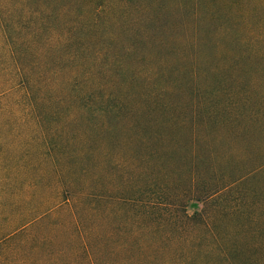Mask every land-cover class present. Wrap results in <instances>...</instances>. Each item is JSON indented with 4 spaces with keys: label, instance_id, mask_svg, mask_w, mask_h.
<instances>
[{
    "label": "rangeland",
    "instance_id": "374dc122",
    "mask_svg": "<svg viewBox=\"0 0 264 264\" xmlns=\"http://www.w3.org/2000/svg\"><path fill=\"white\" fill-rule=\"evenodd\" d=\"M232 1L53 0L49 5L77 15L98 10L93 40L110 42L106 61L123 83L135 73L152 74L151 82L138 78L136 88L126 89L140 116L133 131L144 140L134 138L125 152L111 154L114 163L124 164L119 171L94 172L96 184L113 185L116 198L109 213L111 242L90 237L95 264H131V257L141 264H194L191 259L204 255L210 243L205 239L210 228L220 237L233 230L224 222L238 221L242 201L247 209L264 205V5L245 0L237 8ZM107 145L121 146L111 139ZM134 169L141 175L130 180ZM110 174L115 180L108 184ZM88 205L81 202L78 212L83 225L94 221ZM132 218L141 225H132ZM134 231L141 234L138 240L119 249ZM251 254L264 261V250ZM243 258L239 254L232 261L250 264ZM205 259L224 264L218 252H207ZM86 261L81 253L75 264Z\"/></svg>",
    "mask_w": 264,
    "mask_h": 264
},
{
    "label": "trees",
    "instance_id": "16d2710c",
    "mask_svg": "<svg viewBox=\"0 0 264 264\" xmlns=\"http://www.w3.org/2000/svg\"><path fill=\"white\" fill-rule=\"evenodd\" d=\"M52 1L0 0V264H64L67 258L75 264L81 253L85 264H95L90 237L111 242L109 213L116 198L113 185L96 184L94 172L119 171L124 164L114 163L111 154L126 151L134 138L144 140L133 131L140 116L126 89L136 88L138 78L151 82L152 74L135 73L123 83L106 61L110 42L93 40L98 10L77 15L53 10ZM245 3L232 1L237 8ZM109 139L121 146L110 148ZM140 175L134 169L130 180ZM114 180L110 174L108 184ZM86 200L94 221L83 225L78 212ZM244 206L242 201L238 221L224 222L234 226L226 237L210 228L204 255L192 263L205 264L207 252H218L224 264H235L232 257L239 254L264 264L251 254L264 250V205ZM54 215L67 219L61 223ZM49 216L53 221L44 223ZM140 235L131 232L119 249L128 250Z\"/></svg>",
    "mask_w": 264,
    "mask_h": 264
}]
</instances>
